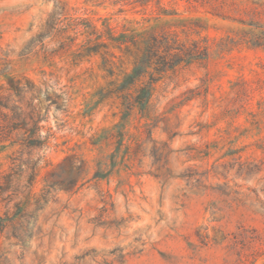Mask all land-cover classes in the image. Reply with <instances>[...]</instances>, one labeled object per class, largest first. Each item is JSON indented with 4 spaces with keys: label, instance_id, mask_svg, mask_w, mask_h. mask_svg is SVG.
I'll use <instances>...</instances> for the list:
<instances>
[{
    "label": "rangeland",
    "instance_id": "1",
    "mask_svg": "<svg viewBox=\"0 0 264 264\" xmlns=\"http://www.w3.org/2000/svg\"><path fill=\"white\" fill-rule=\"evenodd\" d=\"M163 3L0 0V264H264V48L240 40L264 0ZM124 29L206 48L147 117L122 105Z\"/></svg>",
    "mask_w": 264,
    "mask_h": 264
},
{
    "label": "trees",
    "instance_id": "2",
    "mask_svg": "<svg viewBox=\"0 0 264 264\" xmlns=\"http://www.w3.org/2000/svg\"><path fill=\"white\" fill-rule=\"evenodd\" d=\"M157 4L160 12L165 13L166 8L163 0H133V2H142L147 5L151 2ZM188 2H198L199 0H187ZM264 5V3L259 4ZM258 11V12H257ZM254 15L259 14V10L256 8L253 12ZM78 24L72 28L75 33H79ZM70 26L60 27L57 29L58 33H65ZM256 27L259 25L256 24ZM75 40V38H72ZM108 40L115 43L116 47L122 54H132L133 68L130 71L124 73V80L122 81V105L131 112L135 107H139L142 116H149L150 108L152 106L151 99L157 88L158 81L164 77V75L170 71H176L182 63H190L191 61L200 58L199 54H205L203 51L206 49L200 44L198 40H181L176 31H166L161 34L156 32H135L132 29H124L118 36L113 34L108 35ZM240 40L249 44L250 46H256L264 48V31L257 33L255 30H251L250 33L243 31L240 36ZM74 41L69 44L70 49ZM109 43L99 36L95 45L79 44L75 52L82 53L81 48L84 47L86 54H107ZM95 47V48H94ZM103 48V49H102ZM102 49V50H101ZM80 51V52H79ZM103 51V52H101ZM77 53V54H78ZM112 54V53H111ZM156 74V75H155ZM47 89L51 87L46 83ZM37 89V88H36ZM42 89L38 88V92ZM47 92V90H46ZM48 95V92L46 93ZM52 98V103H57L58 94ZM1 98V95H0ZM34 95L32 96V99ZM0 100V107L5 106ZM7 107V106H6ZM20 107L12 105L11 109L18 115H24L29 118H35L38 116L43 119L49 112V107L45 108L46 113H42V109L33 102L28 103L22 113L17 110ZM128 113V112H127ZM129 114V113H128ZM29 145L34 147H47V141L41 140L39 137L33 139ZM243 241L246 237L243 236ZM237 242V241H236Z\"/></svg>",
    "mask_w": 264,
    "mask_h": 264
}]
</instances>
